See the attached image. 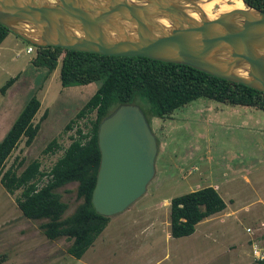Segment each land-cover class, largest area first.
I'll return each instance as SVG.
<instances>
[{"label":"rangeland","instance_id":"374dc122","mask_svg":"<svg viewBox=\"0 0 264 264\" xmlns=\"http://www.w3.org/2000/svg\"><path fill=\"white\" fill-rule=\"evenodd\" d=\"M218 6H214L217 10ZM0 44V87L17 80L0 94V139L28 98L40 107L33 123L47 113L30 145L22 137L6 161L37 159L49 170L69 144L75 129L88 130L94 113L65 125L99 85L62 87L59 66L50 74L30 63L25 44ZM21 41V40H19ZM139 105V104H138ZM159 141L155 172L145 193L125 210L110 216L103 231L80 258L66 251L64 237L47 239L39 229L43 220L25 218L16 204L20 189L9 194L0 184V264H247L252 243H264V112L248 106H229L205 98L192 101L169 119H154ZM59 147L44 152L51 139ZM211 185L226 206L196 224L195 231L173 238L169 205L174 196ZM76 183L57 189L70 214L80 200ZM252 233H251V230Z\"/></svg>","mask_w":264,"mask_h":264},{"label":"water","instance_id":"95a60500","mask_svg":"<svg viewBox=\"0 0 264 264\" xmlns=\"http://www.w3.org/2000/svg\"><path fill=\"white\" fill-rule=\"evenodd\" d=\"M210 1L0 0V24L36 46L184 64L264 93V11L240 0L208 14ZM97 144L91 203L112 216L145 193L157 138L142 108L122 103L100 121Z\"/></svg>","mask_w":264,"mask_h":264},{"label":"trees","instance_id":"16d2710c","mask_svg":"<svg viewBox=\"0 0 264 264\" xmlns=\"http://www.w3.org/2000/svg\"><path fill=\"white\" fill-rule=\"evenodd\" d=\"M244 1L264 11V0ZM11 33L0 24V44ZM15 36L25 47L32 46V52L27 53L31 55L30 63L35 68L45 69V75L59 66L62 87L99 81L95 91L65 125V130L71 129L77 119L93 112L94 118L89 120L88 130L75 129L69 144L49 170H41L37 159H21L6 167L8 157L22 137H25V144L30 145L41 121L47 116L44 113L39 121L33 123L40 107L35 94L28 98L0 139V184L9 194L20 189L16 204L21 214L32 221L43 220L39 229L47 239L64 237L70 241L66 251L75 258H80L92 245L110 219V216L94 210L91 194L100 161L98 125L118 105L139 104L150 126L154 119H169L176 111L199 98L264 112L263 92L188 65L143 56L103 55L57 46H36ZM19 75L17 73L7 79L0 87V94L3 95ZM157 144L159 146L158 139ZM58 147L56 138H53L44 152H53ZM69 183H76L75 195L80 201L70 214L65 215L68 204L61 200L57 189ZM225 206L223 198L211 185L172 197L169 205L170 235L173 238L191 235L197 223Z\"/></svg>","mask_w":264,"mask_h":264},{"label":"bare ground","instance_id":"6f19581e","mask_svg":"<svg viewBox=\"0 0 264 264\" xmlns=\"http://www.w3.org/2000/svg\"><path fill=\"white\" fill-rule=\"evenodd\" d=\"M228 1L229 3H221L222 0H211L210 2H204L203 4H201L202 9L210 14L211 12L215 11L214 10V6H218L217 9L219 10H228L231 8H241L242 7V3L240 0H225Z\"/></svg>","mask_w":264,"mask_h":264},{"label":"built area","instance_id":"2783aa9c","mask_svg":"<svg viewBox=\"0 0 264 264\" xmlns=\"http://www.w3.org/2000/svg\"><path fill=\"white\" fill-rule=\"evenodd\" d=\"M31 52H32L31 45L25 48V53H31ZM251 252H252V259L247 264H264V243L253 242Z\"/></svg>","mask_w":264,"mask_h":264},{"label":"crops","instance_id":"0c3cea01","mask_svg":"<svg viewBox=\"0 0 264 264\" xmlns=\"http://www.w3.org/2000/svg\"><path fill=\"white\" fill-rule=\"evenodd\" d=\"M7 37H8V36H7ZM10 42L13 43V44L16 45V46H17L19 43H22V42L19 41L18 39H15V40L11 39Z\"/></svg>","mask_w":264,"mask_h":264}]
</instances>
